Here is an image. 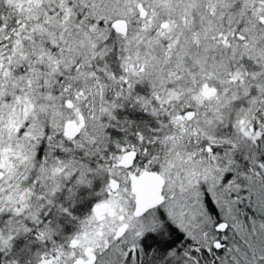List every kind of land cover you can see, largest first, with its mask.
I'll use <instances>...</instances> for the list:
<instances>
[{"label": "snow or ice", "instance_id": "obj_1", "mask_svg": "<svg viewBox=\"0 0 264 264\" xmlns=\"http://www.w3.org/2000/svg\"><path fill=\"white\" fill-rule=\"evenodd\" d=\"M0 264H264V0H0Z\"/></svg>", "mask_w": 264, "mask_h": 264}]
</instances>
